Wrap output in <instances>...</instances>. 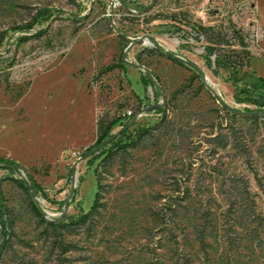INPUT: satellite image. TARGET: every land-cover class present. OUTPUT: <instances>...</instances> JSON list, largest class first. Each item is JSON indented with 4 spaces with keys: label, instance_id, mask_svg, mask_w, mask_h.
<instances>
[{
    "label": "rangeland",
    "instance_id": "obj_1",
    "mask_svg": "<svg viewBox=\"0 0 264 264\" xmlns=\"http://www.w3.org/2000/svg\"><path fill=\"white\" fill-rule=\"evenodd\" d=\"M230 22L250 49L237 83L200 27ZM259 76L264 0H0V156L24 167L0 166V264H264ZM101 118L108 159L87 153Z\"/></svg>",
    "mask_w": 264,
    "mask_h": 264
},
{
    "label": "trees",
    "instance_id": "obj_2",
    "mask_svg": "<svg viewBox=\"0 0 264 264\" xmlns=\"http://www.w3.org/2000/svg\"><path fill=\"white\" fill-rule=\"evenodd\" d=\"M49 10L47 8H40L37 13L34 15L32 21L26 23L25 25H19L20 28H31L37 23L40 19L49 17ZM204 32V36L207 39V44L205 45V60L206 62L213 66V70L216 73H219L221 69H226L230 74V77L233 79L234 83L238 81V74L240 70L249 64L250 58V49L248 48V42L246 36L240 29L236 28L233 23L230 22V25L227 29H218L213 25L205 26L200 25ZM199 31V30H198ZM42 32V31H41ZM40 32V33H41ZM200 34V31H199ZM224 37L232 38L234 37L235 41L229 48L222 46ZM27 36H22L21 39H25ZM240 46L237 47L236 45ZM156 48L166 54L168 57L173 60L183 63V59L178 56L172 50H165L163 47L156 44ZM214 55V58H213ZM197 68L198 66L194 64ZM198 75L203 77L202 71L197 69ZM260 79L264 81L262 76H259ZM150 82L156 84L153 77H149ZM227 107V106H225ZM258 114H264V108H258ZM118 122V118L111 120L100 119L98 124V137L96 141L87 148V153H95L98 149H101L106 154L104 159L112 157L116 150L122 145L119 144L116 134L112 132L114 125ZM119 144V145H118ZM0 166H6L11 169L23 168L16 160L7 157L5 155L0 156ZM29 184H27V189L32 193L36 194L42 192L44 195H47L42 189L41 184L34 178L33 175L28 173ZM23 182H26V179H22ZM0 192H1V180H0ZM95 206V205H94ZM90 211L83 213L82 216L86 218ZM12 232V221L9 217V209L7 205L0 198V252L5 248V243L8 241L9 236Z\"/></svg>",
    "mask_w": 264,
    "mask_h": 264
},
{
    "label": "water",
    "instance_id": "obj_3",
    "mask_svg": "<svg viewBox=\"0 0 264 264\" xmlns=\"http://www.w3.org/2000/svg\"><path fill=\"white\" fill-rule=\"evenodd\" d=\"M179 56V55H178ZM181 57V56H180ZM182 59H185V58H183V57H181ZM186 61L187 62H190V63H192L193 65L194 64H196L195 62H193L192 60H187L186 59ZM197 65V64H196ZM198 66V65H197ZM222 103L224 104V105H226L229 109H231V110H233V111H235V112H239V113H249V112H245V111H239V110H237L236 108H234V107H232V106H230V105H228L226 102H224V101H222ZM251 113H254V112H251ZM255 113H257V112H255Z\"/></svg>",
    "mask_w": 264,
    "mask_h": 264
}]
</instances>
